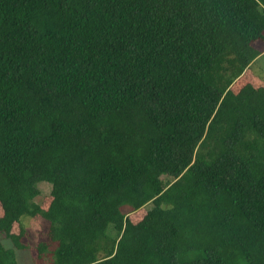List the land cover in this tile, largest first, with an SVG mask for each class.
I'll use <instances>...</instances> for the list:
<instances>
[{
    "label": "trees",
    "instance_id": "obj_1",
    "mask_svg": "<svg viewBox=\"0 0 264 264\" xmlns=\"http://www.w3.org/2000/svg\"><path fill=\"white\" fill-rule=\"evenodd\" d=\"M260 41L264 0H0V264H264Z\"/></svg>",
    "mask_w": 264,
    "mask_h": 264
},
{
    "label": "rangeland",
    "instance_id": "obj_2",
    "mask_svg": "<svg viewBox=\"0 0 264 264\" xmlns=\"http://www.w3.org/2000/svg\"><path fill=\"white\" fill-rule=\"evenodd\" d=\"M256 46L264 52V41H260L256 43ZM255 64H257L259 68V72H264V56L259 59ZM257 71V69H255ZM244 79V78H243ZM241 79V81L245 84V81L252 82L250 78H247L246 80ZM240 82V81H239ZM262 84V82H259ZM50 189L51 185H41L40 190H41V195L36 199V203H38L42 209L46 210L48 209L50 203H51V196H50ZM146 214V209H140L139 211L134 212L133 214H130L128 218L133 221L137 222L141 220ZM0 215H1V206H0ZM24 222V223H23ZM22 222L25 230H26V235L21 241L23 245H25L26 250H29V248L33 246H37L42 242H45L47 239V233H48V223L42 218V217H28ZM18 227L15 228L16 232L18 231ZM14 230V231H15ZM6 248H11L12 251L15 253V257L17 259V264H32L30 257H29V252L28 251H17L12 248V246L7 242V245L4 244ZM53 247H55L54 244L52 243ZM35 254V253H34ZM36 256V254H35ZM51 260H45L44 262H38V264H50Z\"/></svg>",
    "mask_w": 264,
    "mask_h": 264
},
{
    "label": "crops",
    "instance_id": "obj_3",
    "mask_svg": "<svg viewBox=\"0 0 264 264\" xmlns=\"http://www.w3.org/2000/svg\"><path fill=\"white\" fill-rule=\"evenodd\" d=\"M31 263L33 264L34 262L32 261Z\"/></svg>",
    "mask_w": 264,
    "mask_h": 264
}]
</instances>
